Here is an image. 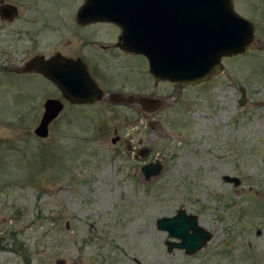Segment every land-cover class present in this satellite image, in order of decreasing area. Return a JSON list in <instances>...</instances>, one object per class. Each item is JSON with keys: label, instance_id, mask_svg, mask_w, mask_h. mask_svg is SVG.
I'll return each instance as SVG.
<instances>
[{"label": "rangeland", "instance_id": "obj_1", "mask_svg": "<svg viewBox=\"0 0 264 264\" xmlns=\"http://www.w3.org/2000/svg\"><path fill=\"white\" fill-rule=\"evenodd\" d=\"M234 7L256 24L249 52L224 58L223 74L157 115L68 109L41 139L55 88L0 71V264H264V0ZM144 149L150 156L137 159ZM158 161L161 175L146 181L141 167ZM179 210L212 234L196 255L169 252L178 240L157 228Z\"/></svg>", "mask_w": 264, "mask_h": 264}, {"label": "flooded vegetation", "instance_id": "obj_2", "mask_svg": "<svg viewBox=\"0 0 264 264\" xmlns=\"http://www.w3.org/2000/svg\"><path fill=\"white\" fill-rule=\"evenodd\" d=\"M0 1V6L17 8L13 19H4L0 12V31L4 30L3 35L0 32V39L5 40L0 71L12 77H36L47 81L57 92L56 100L63 103V112L106 105L115 111L157 115L170 106L172 99L182 98L187 89L204 87L219 77L214 76L201 86L157 79L150 71L147 57L122 47L123 16L134 18L142 13L164 19L186 16L189 6L185 2L181 5L179 0H23L29 8L22 10L24 7L18 4L21 0ZM148 6L151 7L149 11L146 9ZM127 31L139 32L140 29ZM35 57H43L46 61L55 59L60 70H78L85 76L80 85L86 89L93 86L101 92L102 100L95 104H72L65 99L61 89L42 74L23 73L22 68ZM136 69L144 74L145 82L137 79L134 74ZM130 97L133 99L129 101L132 102L130 105L123 103ZM244 102H248L247 91ZM153 104L159 108L155 109ZM116 140L114 144L125 145L129 153L135 152V146L128 139L117 135ZM150 154V149H144L136 158L147 159Z\"/></svg>", "mask_w": 264, "mask_h": 264}, {"label": "water", "instance_id": "obj_3", "mask_svg": "<svg viewBox=\"0 0 264 264\" xmlns=\"http://www.w3.org/2000/svg\"><path fill=\"white\" fill-rule=\"evenodd\" d=\"M179 1L181 5L185 2L189 6L186 16L165 19L146 16L145 13L134 18L123 16L122 47L147 57L150 71L157 79L200 86L225 72L224 58L244 55L250 50L255 39V25L237 13L234 0ZM150 8L148 6L146 9ZM0 12L4 19H13L17 15V8L2 5ZM128 29L140 31L130 33ZM65 70L58 69L55 59L46 61L43 57H35L22 68L23 73L42 74L59 87L65 99L72 104H95L102 100L101 92L93 86L86 89L80 85L84 81V74L76 69ZM241 93L240 105L244 106L246 89L242 87ZM130 100L133 99L130 97L123 103L130 105ZM153 105L155 109L159 108ZM63 110L64 105L59 100L48 99L45 102L42 119L34 131L38 138H48L50 125ZM162 169L158 161L143 166L141 173L146 181H150L160 176ZM223 180L235 188L242 184L238 177L224 176ZM157 228L167 232L170 238L179 240L167 243L170 252L177 248L184 250L188 256L200 252L212 239V234L199 226L198 217L188 215L185 210H179L173 217L158 219ZM55 264H66V261L58 259Z\"/></svg>", "mask_w": 264, "mask_h": 264}]
</instances>
